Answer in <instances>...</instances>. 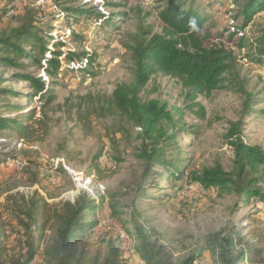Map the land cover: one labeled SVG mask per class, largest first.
<instances>
[{
    "label": "rangeland",
    "instance_id": "rangeland-1",
    "mask_svg": "<svg viewBox=\"0 0 264 264\" xmlns=\"http://www.w3.org/2000/svg\"><path fill=\"white\" fill-rule=\"evenodd\" d=\"M167 1L170 0H0V32L17 28L23 15L31 12L41 38L49 42L47 49L60 52L61 65L59 74L52 78L30 63L20 73L43 76L53 96V121L45 141L24 146L9 130L0 131V240L5 246L6 253L1 258L6 264L25 259L29 231L19 225L16 217L27 212L23 202L33 194L51 204L72 203L76 196L86 192L96 204L101 202L95 211V219H99L92 248L104 252L108 240L116 234L120 258L126 264H142L133 255L140 245L134 221L148 230L150 241L172 263L183 260L210 235L219 239L228 235L248 238L253 228L264 231L262 203L252 201L244 206L232 194L212 188L206 191L186 180L190 172L216 164L230 171L232 152L226 133L231 123L241 120L246 143L264 150V67L249 57L255 52V40L264 28V13L241 35L227 39L242 27L238 7L232 0H216L212 7L208 6L209 0H185L187 7L209 14L204 30L213 36L211 44L221 43L235 56L244 91L253 101L248 113L243 108L246 97L236 90H216L192 101L180 82L159 74L150 77L141 91L143 101L158 100L173 118L175 141L165 154L168 159H175L186 179L168 180L173 170L154 167L148 180H144L146 165L138 157L139 129L119 117L90 115L87 120L78 117L77 105L88 97L108 96L116 86L132 81L134 65L129 50L132 38L149 28L152 34L161 32L157 14ZM76 8L88 11L89 15L66 20L64 13L69 12L65 9ZM99 14L105 18H98ZM217 35H221L219 40ZM239 37L247 39L251 47L238 48ZM57 42L64 47L57 48ZM70 52L91 54L90 61L80 65L76 62L81 60L77 59L67 62L64 57ZM35 54L41 59L39 53ZM50 55L46 52L47 58ZM40 65L45 66L42 59ZM15 73L18 72L14 69L0 70V88L17 93L8 98L9 102L38 108L41 103L37 98L27 105L25 97L32 90L26 82H16ZM71 105L73 108L69 109ZM83 110L81 107L79 113ZM172 132L169 130L168 134ZM16 159L21 165L12 167L11 162ZM185 186L190 189L184 191ZM72 194L73 199L69 198ZM33 236H37L36 232ZM52 238L50 231H46L40 241V254L31 264H41L43 249L51 244ZM210 258L207 260L214 264ZM240 264H264V244H255V251L248 253Z\"/></svg>",
    "mask_w": 264,
    "mask_h": 264
},
{
    "label": "trees",
    "instance_id": "trees-1",
    "mask_svg": "<svg viewBox=\"0 0 264 264\" xmlns=\"http://www.w3.org/2000/svg\"><path fill=\"white\" fill-rule=\"evenodd\" d=\"M232 1L238 7L237 15L242 21V27L235 34H229L227 39H231L232 35H241L258 15L264 13V0ZM215 3L216 0H209L208 6L212 7ZM65 11L69 12H63L66 20L89 15L88 11L77 8ZM157 17L161 24L160 33L152 34L149 28L132 38L129 47L134 65L132 81L116 86L108 96L88 97L87 101L77 105V113L84 120L90 115L126 120L132 127L140 130L137 134L141 141L138 157L146 165L142 178L147 181L153 168L159 167L173 170L168 180L174 178L179 181L186 179L187 175L180 172V166L175 165V159H168L165 154V150L175 141L176 126L173 118L166 111L165 104L156 99L143 101L140 96L150 77L159 74L176 79L187 90L186 95L192 101L200 95L208 96L221 89L236 90L244 95L246 101L243 108L246 113L253 106V101L244 91V83L240 80L233 53L221 43L211 44L213 36L204 30L209 14L200 13L191 6L187 7L185 0H170L163 5ZM98 18L105 17L100 15ZM20 21L17 28L0 32V70L14 69L18 72L13 75L16 82H26L32 90L26 94L27 105L34 98L41 104L36 108L11 103L8 98L16 96L17 93L0 88V131L9 130L11 136H15L21 144L31 146L44 142L48 136L53 121V96L43 76L20 73L30 63L36 64L45 76L55 77L61 68L60 52L47 49L46 43L49 42L41 38V30L31 12L25 13ZM55 22L56 20L53 23ZM70 33L73 32L70 30ZM260 33L255 40V52L249 57L250 61L264 67V28ZM216 37L219 40L221 35ZM237 42L238 48L251 47L248 40L242 37ZM56 47L60 49L64 46L57 42ZM36 52L45 66L40 65L41 59L36 58ZM46 52L51 54L50 58L46 57ZM65 56L67 57L64 60L67 62L81 60L76 62L79 65L87 63L91 58V54L86 53L76 55L70 52ZM1 83L0 77V85ZM81 107L84 110L79 113ZM71 108L72 105L69 106ZM242 126L241 120L231 123L226 133L227 144L232 152L230 171L227 172L221 165L216 164L203 168L200 172H190L189 179L186 180H189L188 184H195L206 191L212 188L222 194H232L244 206L252 201L260 202L264 206V150L246 143ZM169 130L173 132L168 134ZM68 159L72 161L71 157ZM90 174L89 171L88 175ZM112 175L113 173L109 177ZM98 178L103 179L99 172ZM73 196L74 194L69 198L73 199ZM23 203L26 204L24 207L27 212H20L16 219L25 231H29V241L25 259L21 261L22 258H18L11 264H31L37 254H40V241L46 231H50L53 238L51 244L43 249L41 264H126L120 258L117 240L119 236L116 234L115 238L108 240L104 252L92 248L95 244L92 236L99 219H95V211L102 203L96 204V200L86 192L76 196L72 203L58 201L49 204L37 194H33ZM31 226L34 228L32 231ZM33 232H36V237ZM134 232L140 245L133 250V255L142 264H192L198 258L210 261L211 256L214 264H240L248 253L255 251V244H264V231L257 227L248 232V238L228 235L219 239L216 235H210L205 238L203 245L183 260L172 263L166 259V254L158 249L156 243L150 241L149 232L141 223L134 221ZM102 235L99 234L98 238ZM4 253L5 246L0 240V264H6L4 258H1Z\"/></svg>",
    "mask_w": 264,
    "mask_h": 264
},
{
    "label": "built area",
    "instance_id": "built-area-1",
    "mask_svg": "<svg viewBox=\"0 0 264 264\" xmlns=\"http://www.w3.org/2000/svg\"><path fill=\"white\" fill-rule=\"evenodd\" d=\"M74 62H75V61H74ZM74 64H76V63H74ZM14 165H21V164H20L19 160L16 159V161L11 162V166L13 167ZM52 182H55V181L53 180V178H52ZM189 189H190V188H188V187L185 186V190H184V191L189 190ZM195 191L198 192V190H195ZM263 209H264V207H263ZM93 234H94V233H93ZM120 235H121V233H120ZM123 242H124V244H125V240H123ZM128 254H129V253H126V257H128ZM198 264H207V262H206L205 260H199V261H198Z\"/></svg>",
    "mask_w": 264,
    "mask_h": 264
},
{
    "label": "bare ground",
    "instance_id": "bare-ground-1",
    "mask_svg": "<svg viewBox=\"0 0 264 264\" xmlns=\"http://www.w3.org/2000/svg\"><path fill=\"white\" fill-rule=\"evenodd\" d=\"M45 165V164H44ZM52 177H55V175L54 176H52ZM54 180V179H53ZM103 223V222H102ZM101 227V226H100ZM101 231V230H100ZM99 235V234H98ZM123 244V243H122ZM123 246V249L125 250L126 249V246H125V244H123L122 245ZM121 254V253H120ZM199 260H205L206 262H207V264H210V262L207 260V259H205V258H198V259H196L192 264H198V261Z\"/></svg>",
    "mask_w": 264,
    "mask_h": 264
}]
</instances>
